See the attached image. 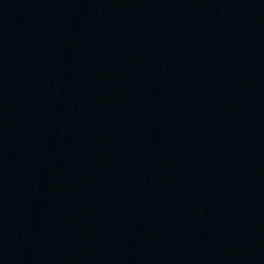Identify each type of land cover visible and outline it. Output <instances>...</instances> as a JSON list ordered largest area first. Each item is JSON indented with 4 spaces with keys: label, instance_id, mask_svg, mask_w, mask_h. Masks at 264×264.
Returning a JSON list of instances; mask_svg holds the SVG:
<instances>
[{
    "label": "water",
    "instance_id": "obj_1",
    "mask_svg": "<svg viewBox=\"0 0 264 264\" xmlns=\"http://www.w3.org/2000/svg\"><path fill=\"white\" fill-rule=\"evenodd\" d=\"M0 264H264V0H0Z\"/></svg>",
    "mask_w": 264,
    "mask_h": 264
}]
</instances>
